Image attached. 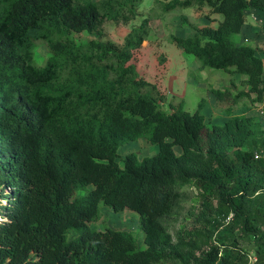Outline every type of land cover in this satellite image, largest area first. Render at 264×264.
<instances>
[{"label": "trees", "instance_id": "trees-1", "mask_svg": "<svg viewBox=\"0 0 264 264\" xmlns=\"http://www.w3.org/2000/svg\"><path fill=\"white\" fill-rule=\"evenodd\" d=\"M141 1L0 0V264H249L251 255L264 264L258 115L229 112L207 126L204 99L194 112L182 103L162 110L165 92L131 63L147 39V17L122 45L71 37L99 36L104 21L128 23ZM155 2L164 11L207 7L209 23L172 42L201 68L246 75L245 90L212 89L217 99L235 104L254 94L252 102L264 103L263 57L232 41L248 10L264 12V0ZM212 14L222 15L216 27ZM38 42L48 50L43 65L34 59ZM138 138L157 152H129L119 165V146ZM187 199L182 219L190 225L178 222ZM100 202L138 213L145 248L127 231L89 227Z\"/></svg>", "mask_w": 264, "mask_h": 264}, {"label": "rangeland", "instance_id": "rangeland-1", "mask_svg": "<svg viewBox=\"0 0 264 264\" xmlns=\"http://www.w3.org/2000/svg\"><path fill=\"white\" fill-rule=\"evenodd\" d=\"M137 10L136 16L128 23L104 21L99 36L95 32L84 31L81 33L73 32L71 37L77 43L86 42L91 38H100L122 45L124 37L130 29L138 26L142 19L147 17L149 19L147 39L142 43L131 63L135 64L137 72L144 75L146 79L149 81L156 80L160 89L165 92L164 102L159 103L162 110L169 111L172 104L176 106L182 103V107L186 111L194 112L199 102L204 99L201 113L205 117L207 126L222 124L229 112L232 115L256 114L264 124V103L252 102L251 97H254V94L251 97L244 96L232 104L229 100L217 99L212 92V89L227 90L229 94L233 95L245 90L247 87L243 84V80L246 79V75L208 66L201 68L199 60L194 55L185 53L171 40V35L189 36L193 32L194 26L208 24L209 19L204 16L209 12L207 7L200 11L192 6L164 11L155 0H142ZM182 16L185 17L184 22L181 21ZM209 18L212 20L211 25L216 27L222 19V15L212 14ZM232 41L235 45L246 44L256 48L257 54L264 59V12L258 11L256 8L248 10L241 32L233 34ZM33 54L35 62L38 65H43L48 56V50L44 44L38 42ZM157 150L156 144H151L144 138H138L119 146L117 161L119 165H122V158L129 152H135L139 158H142L155 154ZM174 150L179 152V146H174ZM257 153L264 155L262 150ZM189 204L190 200L187 199L181 209L178 222H185L190 225L189 221L182 219ZM99 212L100 217L89 223L91 229L111 228L127 231L132 235L137 248H145L143 232L139 226V216L136 211L125 208L115 212L100 202ZM178 222L172 226L171 230L177 227ZM76 235L77 232L72 230L68 238ZM241 245L249 247L252 242L242 241ZM253 258L251 255L249 264H252Z\"/></svg>", "mask_w": 264, "mask_h": 264}, {"label": "built area", "instance_id": "built-area-1", "mask_svg": "<svg viewBox=\"0 0 264 264\" xmlns=\"http://www.w3.org/2000/svg\"><path fill=\"white\" fill-rule=\"evenodd\" d=\"M255 155H256V156H262V154L260 155V154L257 153V152H255ZM253 260H254V258H253Z\"/></svg>", "mask_w": 264, "mask_h": 264}, {"label": "crops", "instance_id": "crops-1", "mask_svg": "<svg viewBox=\"0 0 264 264\" xmlns=\"http://www.w3.org/2000/svg\"><path fill=\"white\" fill-rule=\"evenodd\" d=\"M242 114V113H241ZM225 120V119H224Z\"/></svg>", "mask_w": 264, "mask_h": 264}]
</instances>
